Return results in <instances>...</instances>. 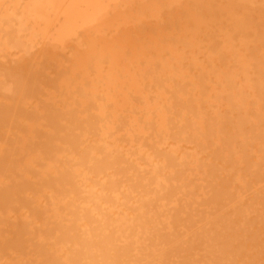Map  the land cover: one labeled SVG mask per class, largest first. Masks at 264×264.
<instances>
[{"label": "bare ground", "instance_id": "6f19581e", "mask_svg": "<svg viewBox=\"0 0 264 264\" xmlns=\"http://www.w3.org/2000/svg\"><path fill=\"white\" fill-rule=\"evenodd\" d=\"M0 264H264V0H0Z\"/></svg>", "mask_w": 264, "mask_h": 264}, {"label": "rangeland", "instance_id": "374dc122", "mask_svg": "<svg viewBox=\"0 0 264 264\" xmlns=\"http://www.w3.org/2000/svg\"><path fill=\"white\" fill-rule=\"evenodd\" d=\"M42 86H43V87H42ZM40 87H41V88H40L41 90H42V89H44V90H42V91L40 90V93H39V91H38V93H37V97L34 98L35 101H37L38 96L41 95V94H42V96H44V97H42V96H39V97H40V98L42 97L43 99H44L46 96H49V98H50V95H51V97H52V94H53V93L50 92L51 88H50V90H48V88H45V85H44V84H41ZM45 89H46L47 91H49L47 95H46ZM42 92H43V93L45 92V94L43 95ZM56 92H57V91H56ZM56 92H54V94H55ZM57 93H58V92H57ZM57 93H56V97H54V96H55V95H54V96L52 97L53 99L51 98V99L53 100V102L55 101V104H56V102H57V101H56V98H59V96H57ZM42 98H41V99H42ZM32 103H34V101H32V102L30 101L29 105H30V104L32 105ZM31 107H32V106H31ZM90 141H91V140H90ZM72 156H73V157H72ZM72 156H71V157L74 158V155H72Z\"/></svg>", "mask_w": 264, "mask_h": 264}]
</instances>
